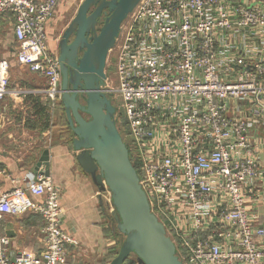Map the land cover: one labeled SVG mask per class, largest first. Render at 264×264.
<instances>
[{
    "label": "built area",
    "instance_id": "obj_1",
    "mask_svg": "<svg viewBox=\"0 0 264 264\" xmlns=\"http://www.w3.org/2000/svg\"><path fill=\"white\" fill-rule=\"evenodd\" d=\"M58 2L0 0V18H15L18 63L47 80L37 94L52 109L62 101V74L46 27ZM110 58L116 81L107 91L119 97L117 128L180 261L264 264L260 150L249 135V114L238 111L246 102L264 125V3L141 0ZM10 69L0 60V100L23 104L29 92L11 91ZM60 200L43 175L0 195V228L6 215L33 212L45 236L42 251L13 257L0 236V264H70L68 247L76 241L62 229Z\"/></svg>",
    "mask_w": 264,
    "mask_h": 264
},
{
    "label": "crops",
    "instance_id": "obj_2",
    "mask_svg": "<svg viewBox=\"0 0 264 264\" xmlns=\"http://www.w3.org/2000/svg\"><path fill=\"white\" fill-rule=\"evenodd\" d=\"M84 0H59L53 18L46 27L51 51H57L62 31ZM241 3L264 0H235ZM13 15L0 18V60L11 65L10 89L29 92L23 104L9 96L0 100V195L25 188L38 175L49 179L60 195L61 226L75 241L68 247L70 264H110L117 255L124 235L113 218L114 206L104 196L105 188L82 166L73 146L66 112L62 104L55 109L37 91L45 89L47 80L33 73L17 60ZM238 111L249 114V135L260 150V187L264 186V125L253 119L251 107L241 103ZM229 116L236 115L233 110ZM48 159L36 171L42 157ZM100 172L98 171L97 174ZM36 200H40L36 199ZM257 225L264 228V207L258 211ZM43 220L27 212L4 216L0 236L9 239L6 253L10 257L20 251L40 252L44 248ZM136 261V257L133 258Z\"/></svg>",
    "mask_w": 264,
    "mask_h": 264
},
{
    "label": "water",
    "instance_id": "obj_3",
    "mask_svg": "<svg viewBox=\"0 0 264 264\" xmlns=\"http://www.w3.org/2000/svg\"><path fill=\"white\" fill-rule=\"evenodd\" d=\"M140 1L84 0L80 4L57 43L62 103L73 146L76 151L85 150L79 155L83 168L99 185L105 182L112 194L113 218L124 240L110 264H126L135 257L139 264H183L164 225L151 211L117 128L116 109L100 88L120 28ZM105 12L109 16L98 33L99 19ZM69 53L78 60L76 65ZM43 164L48 165L45 156L36 171Z\"/></svg>",
    "mask_w": 264,
    "mask_h": 264
},
{
    "label": "flooded vegetation",
    "instance_id": "obj_4",
    "mask_svg": "<svg viewBox=\"0 0 264 264\" xmlns=\"http://www.w3.org/2000/svg\"><path fill=\"white\" fill-rule=\"evenodd\" d=\"M109 16V13H104L103 16L99 19V24L97 26V32L99 33V30L102 28L105 20L108 18ZM70 57L73 59L72 60V64L76 65L77 64V59L75 57L74 54H70ZM59 57V56H58ZM60 63V62H59ZM60 69H61V65H60ZM113 67L111 66L110 64V53L108 55V58H107V64H106V69H105V78H103V81L101 83V90L103 91V93L106 95V97L111 101L112 103V98L113 96H111V93L109 91H107V85L108 83L111 81V80H114L116 81V76L114 77V74H113ZM72 72L75 74L76 73V70L75 68L73 67L72 68ZM62 74V73H61ZM113 77V78H112ZM62 81H63V78H62ZM113 105V103H112ZM114 106V105H113ZM116 109V108H115Z\"/></svg>",
    "mask_w": 264,
    "mask_h": 264
},
{
    "label": "trees",
    "instance_id": "obj_5",
    "mask_svg": "<svg viewBox=\"0 0 264 264\" xmlns=\"http://www.w3.org/2000/svg\"><path fill=\"white\" fill-rule=\"evenodd\" d=\"M58 108L62 106V104H58L57 105ZM69 124V123H68ZM127 145V144H126ZM127 148L129 150V156H130V159H131V162H134V155L131 153L128 145H127ZM134 168L139 176V178L141 179V174H140V169H139V163L137 161H135V164H134ZM116 256V255H115ZM115 258V257H114ZM113 258V259H114ZM126 264H135V260L134 259H130Z\"/></svg>",
    "mask_w": 264,
    "mask_h": 264
},
{
    "label": "rangeland",
    "instance_id": "obj_6",
    "mask_svg": "<svg viewBox=\"0 0 264 264\" xmlns=\"http://www.w3.org/2000/svg\"><path fill=\"white\" fill-rule=\"evenodd\" d=\"M112 72H113L114 77H115V69L114 68H113V71ZM118 99H119L118 96H115V97L112 98V103H113V105H114L115 108H118V105H119Z\"/></svg>",
    "mask_w": 264,
    "mask_h": 264
}]
</instances>
